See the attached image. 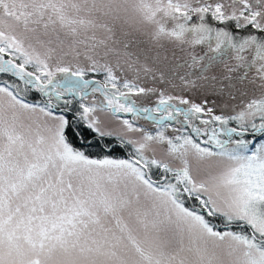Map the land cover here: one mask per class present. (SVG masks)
I'll use <instances>...</instances> for the list:
<instances>
[{"label":"snow or ice","instance_id":"6c2138e0","mask_svg":"<svg viewBox=\"0 0 264 264\" xmlns=\"http://www.w3.org/2000/svg\"><path fill=\"white\" fill-rule=\"evenodd\" d=\"M0 75V264H264V0H0Z\"/></svg>","mask_w":264,"mask_h":264},{"label":"rangeland","instance_id":"374dc122","mask_svg":"<svg viewBox=\"0 0 264 264\" xmlns=\"http://www.w3.org/2000/svg\"><path fill=\"white\" fill-rule=\"evenodd\" d=\"M208 2L215 4L217 0H208ZM219 2L223 3L225 5L226 9L230 10V6L232 5V0H219ZM143 43L145 47H150V44L147 41V38H143ZM206 47L202 48L198 46L195 49V54L200 55L203 54V52H206ZM192 52V49H186L183 53L177 51L175 55H173V50L171 47H168V51L166 53L167 59H163L165 56L164 50H161L160 55L162 58V63L160 64H153L152 60L149 59L148 63L150 66L153 67H159L161 68L165 73L166 77L164 81H161L159 78V75H156V78L153 79L152 75H145L142 71L140 72L139 79L137 80V83L141 87L145 88H154L157 89L156 94H149V95H132V99L137 102L140 106H155L157 99H158V92L159 90L165 91L168 95H184L189 97L195 102H201L203 99L207 98L209 101V105L215 106V111L217 113H220L222 111L224 112H230L234 106H237L239 104V100L233 101L226 93H212V92H205L202 90L197 89H188L186 86L179 80L178 76H169L167 73L169 70H171L173 73H177L178 75H184L185 69L183 67L175 68L174 65L179 61L188 56V54ZM141 62H144V57L141 58ZM227 63L231 64L233 63L232 60L227 61ZM217 72H223L224 68L223 65H220L216 68ZM128 79H134L136 76V72L134 70H125V73L123 74ZM89 78H92L90 75ZM97 79H103L102 76L95 77ZM2 79H9L7 75H0V80ZM187 79L193 80L195 79L194 76H188ZM98 115L101 117L102 120H105L112 128L119 129L121 127L120 121L116 120L114 117L109 116L106 113H98ZM121 119H129L134 120L137 126H143L144 128L148 130H154L156 128V125L152 123L151 120H145L142 118L134 117L131 113H121L120 114ZM182 119V118H181ZM175 128H179L180 124L175 123L173 125ZM165 130L168 134L172 133V127H165Z\"/></svg>","mask_w":264,"mask_h":264},{"label":"trees","instance_id":"16d2710c","mask_svg":"<svg viewBox=\"0 0 264 264\" xmlns=\"http://www.w3.org/2000/svg\"><path fill=\"white\" fill-rule=\"evenodd\" d=\"M232 126H235V125H232ZM106 139H110V138H106ZM116 154H117V155H122V153H119V152L116 153Z\"/></svg>","mask_w":264,"mask_h":264}]
</instances>
